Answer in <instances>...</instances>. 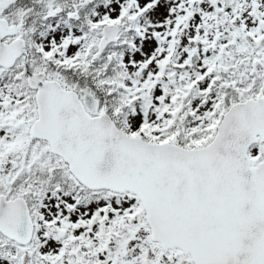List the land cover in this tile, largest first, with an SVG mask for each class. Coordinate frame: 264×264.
Wrapping results in <instances>:
<instances>
[{
    "label": "snow or ice",
    "instance_id": "obj_1",
    "mask_svg": "<svg viewBox=\"0 0 264 264\" xmlns=\"http://www.w3.org/2000/svg\"><path fill=\"white\" fill-rule=\"evenodd\" d=\"M0 264H264V0H0Z\"/></svg>",
    "mask_w": 264,
    "mask_h": 264
}]
</instances>
